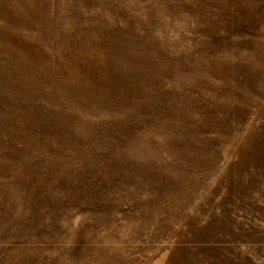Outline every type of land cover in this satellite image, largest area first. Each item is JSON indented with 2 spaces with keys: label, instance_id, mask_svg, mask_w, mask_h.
I'll return each instance as SVG.
<instances>
[{
  "label": "rangeland",
  "instance_id": "rangeland-1",
  "mask_svg": "<svg viewBox=\"0 0 264 264\" xmlns=\"http://www.w3.org/2000/svg\"><path fill=\"white\" fill-rule=\"evenodd\" d=\"M0 264H264V0H0Z\"/></svg>",
  "mask_w": 264,
  "mask_h": 264
}]
</instances>
